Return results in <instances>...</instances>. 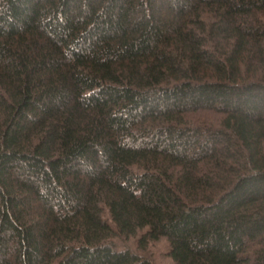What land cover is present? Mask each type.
I'll return each mask as SVG.
<instances>
[{
	"label": "trees",
	"instance_id": "obj_1",
	"mask_svg": "<svg viewBox=\"0 0 264 264\" xmlns=\"http://www.w3.org/2000/svg\"><path fill=\"white\" fill-rule=\"evenodd\" d=\"M264 264V0H0V264Z\"/></svg>",
	"mask_w": 264,
	"mask_h": 264
},
{
	"label": "rangeland",
	"instance_id": "obj_2",
	"mask_svg": "<svg viewBox=\"0 0 264 264\" xmlns=\"http://www.w3.org/2000/svg\"><path fill=\"white\" fill-rule=\"evenodd\" d=\"M166 251L165 242H159L151 248L150 253L153 255L154 264H173L166 256Z\"/></svg>",
	"mask_w": 264,
	"mask_h": 264
}]
</instances>
